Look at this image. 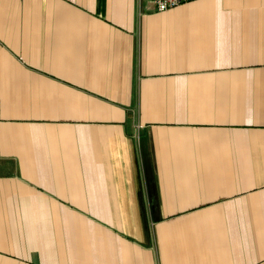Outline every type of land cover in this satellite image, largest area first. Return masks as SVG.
<instances>
[{
  "label": "crops",
  "instance_id": "1",
  "mask_svg": "<svg viewBox=\"0 0 264 264\" xmlns=\"http://www.w3.org/2000/svg\"><path fill=\"white\" fill-rule=\"evenodd\" d=\"M0 264H264V0H0Z\"/></svg>",
  "mask_w": 264,
  "mask_h": 264
},
{
  "label": "built area",
  "instance_id": "2",
  "mask_svg": "<svg viewBox=\"0 0 264 264\" xmlns=\"http://www.w3.org/2000/svg\"><path fill=\"white\" fill-rule=\"evenodd\" d=\"M159 11H165L177 7L185 2L193 0H152Z\"/></svg>",
  "mask_w": 264,
  "mask_h": 264
}]
</instances>
